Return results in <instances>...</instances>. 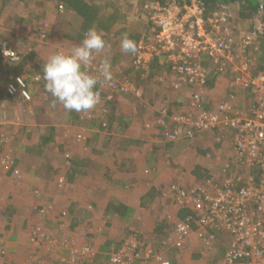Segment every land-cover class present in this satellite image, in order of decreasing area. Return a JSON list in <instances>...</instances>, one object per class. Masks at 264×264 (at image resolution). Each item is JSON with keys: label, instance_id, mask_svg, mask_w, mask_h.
<instances>
[{"label": "crops", "instance_id": "crops-1", "mask_svg": "<svg viewBox=\"0 0 264 264\" xmlns=\"http://www.w3.org/2000/svg\"><path fill=\"white\" fill-rule=\"evenodd\" d=\"M10 7L4 9L0 18V41L5 39L22 54H30L31 61L20 75L32 78L43 72V64L52 54L70 52L79 45L57 33L54 15L46 16L52 25L50 36L39 42L35 26L27 22V12L32 7L25 8L22 3ZM122 12L128 17L124 22L121 17L116 30H123L110 34V46L101 57L110 61L118 78L127 77L132 69V53L122 51L121 40L125 34L129 38L145 34L148 19L145 15L136 17L133 10ZM239 12L236 7L227 10L235 30H249L251 23L241 19ZM168 58L163 55L156 61L164 66L155 77L164 78L163 83L155 82V78L151 82L135 80L144 89L142 99L118 95L114 102L107 103V91L98 85L101 100L95 109L69 112L58 101L53 106L54 98L46 92L43 79L29 84V100L17 92L1 104L7 120L0 127V157L14 160L21 176L0 170V252L7 254L5 258L0 255V264H63L70 253L61 247L62 242L67 247L74 242L79 247L90 246L94 261L103 264L130 232H139L142 237L141 256L134 264H159L156 256L172 264H210L222 259L224 248L219 247L214 255L206 253L198 232L181 249L165 244L170 235L167 225H173L168 217L180 218L186 211L163 198L162 190L170 183L190 187L202 180L196 175V168L209 170L207 167L214 168V164L200 159L201 153L217 150L219 162L215 166L220 167L231 158L232 141L218 145L212 134L204 133L196 144L194 140L166 143L162 129L148 128L147 123L153 124L164 108L169 117L185 112L193 92L204 90L209 107L216 108L228 99L231 75L229 71L222 72L210 79L206 87L172 91L167 86L171 64ZM4 62L0 65V91H6L7 85L15 83L13 75H19L13 69L7 72L6 68L14 67ZM202 63L210 69L204 57ZM134 77L133 73L130 78ZM236 102L241 105L239 99ZM103 107L109 109L107 115L101 113ZM104 120L108 123L106 130L102 128ZM78 135H82L81 141L77 140ZM4 137L6 144L2 143ZM200 142L206 149L194 148ZM43 206L52 209L41 214ZM35 228L57 238L59 246L31 244L29 238ZM148 249L154 252L150 258Z\"/></svg>", "mask_w": 264, "mask_h": 264}, {"label": "built area", "instance_id": "built-area-1", "mask_svg": "<svg viewBox=\"0 0 264 264\" xmlns=\"http://www.w3.org/2000/svg\"><path fill=\"white\" fill-rule=\"evenodd\" d=\"M148 19L158 32L147 42L141 40L137 44V52L132 54V67L136 72L146 71L154 57H161L170 51H174L168 58L173 79L168 78L167 84L173 91L207 86L210 79L202 63V58L206 56L210 59L211 68L216 69L218 74L232 72L228 99L216 108L207 110L208 100L203 92H193L189 106L193 112H178L169 117L167 109H163L153 124L147 123L148 128L156 126L162 129V138L166 143L193 141L204 133L212 134L216 144L224 145L228 139L232 141L231 158L220 167L221 172L226 174L223 182L211 174L190 187L170 183L163 188V194L171 198L179 209L191 212L183 220L168 217L174 221V228L165 244L181 249L198 232L206 253L214 255L219 247L224 248V256L214 264H264V71L256 75L250 72L251 50L257 49L252 45L264 34V10L259 12L249 30L242 31L235 30L233 17L227 13V8L205 16L201 0H185L183 6L153 3ZM47 28L46 32H49ZM44 38L45 35L41 40ZM106 41L108 46L105 50L110 46ZM0 47L4 60L11 63L20 61L21 52L7 40H1ZM102 54L97 55L89 66L90 74L99 76ZM111 72L112 80L100 84L107 91L105 101L114 100L118 95L143 98L145 92L142 86L128 76L118 78ZM154 81L163 83L164 78L158 77ZM16 83L21 86L22 95L29 100L23 80L17 78ZM17 85L10 84L8 92L17 93ZM239 91L250 93L247 108L243 104L238 106L236 102L235 95ZM101 113L106 114L107 111L102 109ZM6 120L0 104V127ZM102 128H108L106 120ZM6 140L4 137L2 142ZM77 140L81 141L82 135H78ZM232 165L237 168L234 173H231ZM0 168L3 172L12 171L17 178L21 176L8 156L0 157ZM254 168L262 172L259 178L250 173ZM237 184L243 186L237 189ZM47 211L46 208L40 210L44 214ZM62 215L67 214L63 212ZM140 236L139 232H131L118 251L103 264H134L140 257ZM30 242L35 246L57 243L40 228L33 230ZM68 249L71 250V264L78 261L95 264L90 246L78 247L74 242ZM152 249L147 250V258L154 254ZM155 259L159 264H172L162 256Z\"/></svg>", "mask_w": 264, "mask_h": 264}, {"label": "trees", "instance_id": "trees-1", "mask_svg": "<svg viewBox=\"0 0 264 264\" xmlns=\"http://www.w3.org/2000/svg\"><path fill=\"white\" fill-rule=\"evenodd\" d=\"M136 1H137L136 4L138 5H135L133 3L134 5L133 6L130 2H128L125 5L124 3L121 2V0H16V1L0 0V16L4 12V9H6L8 6L13 5V3L16 6H18L19 3H22L25 6V8L32 7L31 10L27 12V14H29L27 18L28 19L27 22H31L35 26L34 32L35 34H37L39 42L40 41L45 42L48 39V36H50V29L52 25H51V22L47 20L46 16L54 15V17H56L57 19L56 21L57 33L61 34L62 36H65L66 38L70 37V39L69 38L68 39L69 40L72 39L73 40V41L71 40L72 42H77L81 44L88 30L93 27H95V29L103 35L105 40L107 39L109 40L110 34L112 33L114 34V32L116 31L117 32L119 31V34H120L122 32L120 30H123V29L116 30V28L119 23L124 22V19L126 16L123 15L122 10H124L125 8L126 10H133L135 12V16L138 18L144 15L146 16V18H149L151 4L153 3L160 2L163 5H169V4L176 3L179 6H183L185 4V0H136ZM201 2L203 3V6H204L205 16H210L212 13L222 10L224 8H227V10H233L236 7L240 11L239 12L240 18L245 20L246 22L251 23V25L254 19L256 18V16L259 14V12L261 10H264V0H201ZM124 6L126 7L124 8ZM136 6L138 7L137 9L139 10H136ZM121 17H124L122 22L120 20L122 19ZM146 22H147V25L145 26V29L147 28V30L145 31V34L143 35L138 34L137 36H133V37L131 36L130 38L134 40L136 44H138L141 40H145L147 42L150 38L154 37L158 32V29L152 25L149 19H147ZM47 26H48L47 30L49 32H46ZM70 33L72 35H68ZM43 35H45V38L44 40H41V37ZM1 40H5V39H1ZM252 46H256L257 49L252 48L251 50L250 55H251L252 65L250 66V72L253 75H256L257 73L264 71V34H262V36H259L257 39V43H254ZM22 52L23 54L21 53L20 61L17 63H11L2 58L1 47H0V60L2 62L5 61L4 63L10 64L11 66L14 67V68H9V67L6 68L7 72H11V69H13L12 72H14L15 74L19 72L18 73L19 75H13L15 77L14 84L17 85L16 83L17 78L22 79L26 85L25 91L26 93H28L27 89L31 82L37 84V83H40L44 78H43L42 71L41 73L39 72L36 75L33 74L34 76L32 78L27 75L26 76L20 75L21 71H23L31 61L29 57L30 54H28L27 51L26 52L22 51ZM173 52L174 51H170L162 55H165L168 58L170 54ZM204 58H205V61L210 66V69L209 70L207 69L208 78L212 79L218 75V72L215 69V71L217 72L216 73L211 68L212 64H210L211 63L210 59L207 56ZM1 61H0V65H1ZM156 61H158V57H154L150 62L149 68L146 71H142V73L136 72L134 68L132 67L130 71L131 74L128 75V77L130 78V76H132V74L134 73L136 77H134L133 81L136 84L138 83L135 80L144 81V79H147L148 81L149 79V81L151 82L157 75H159V73L162 72L164 68L163 64L162 65L157 64ZM169 66L170 67L168 71L170 70L171 72L172 65L169 64ZM203 66L205 67L204 64ZM145 74L147 75L146 77H144ZM36 78H38V80H36ZM209 82L210 81H208L207 84ZM9 85L6 86V91L4 90L0 91V104H2L4 101L10 100V98L16 94V93L10 94L8 92ZM17 89H18L17 92H19L22 95L21 93L22 88L20 85L19 86L17 85ZM235 98L236 100L239 99L240 104L245 105L246 108L248 107L249 100L251 99L249 91L247 92L239 91L235 95ZM114 100H106V102L107 103L114 102ZM103 109L107 111L106 113L107 115L109 113V109L107 107H103ZM206 109L207 110L211 109L209 107V103L208 105H206ZM3 144H6V141ZM218 145L220 144L218 143ZM14 166H15V162H14ZM220 167H222V163ZM235 167L236 166L234 165L231 166L232 168L231 173H234L237 171V168ZM221 169L222 168L219 169V172H220L219 174H221L220 179H222L221 182H223L224 179H226L225 178L226 174L222 173ZM0 170L2 169L0 168ZM196 170H197L196 175L199 177V179H202V181L203 179H207L211 176L208 170L202 171L200 167L196 168ZM201 172H204V175ZM6 173L10 176L12 175V171H8ZM250 173L252 175H258L256 176V178H259L262 175V172L259 169H255V168L252 169ZM242 186L243 184H237L235 187H237L238 189V188H241ZM185 211H186L185 215H182V217H180V219L182 220L186 219L187 217L191 215V212L189 210H185ZM215 262L217 261L214 259L210 264H214Z\"/></svg>", "mask_w": 264, "mask_h": 264}, {"label": "clouds", "instance_id": "clouds-1", "mask_svg": "<svg viewBox=\"0 0 264 264\" xmlns=\"http://www.w3.org/2000/svg\"><path fill=\"white\" fill-rule=\"evenodd\" d=\"M132 19L130 16L129 20L131 21ZM107 46V41L103 35L93 27L88 30L81 44L71 49L70 52L58 51L47 59L43 64V78L46 82V92L54 98L53 106H55V101H58L69 112H86L96 108L101 100L97 86L102 84V82L112 80V66L108 59H103L100 64L99 76L90 74L88 68L96 56L101 54ZM120 47L125 53L135 54L137 52L136 42L130 39L127 34L121 40ZM101 77L103 78L102 80ZM44 208L46 207H41L40 210ZM46 209L48 210L47 212H50L52 208ZM40 210L39 213H41ZM54 239L57 243L53 245L59 246L58 239ZM140 240L142 242V237H140ZM64 244L62 242L61 247ZM69 253L70 258L65 264H71V250H69ZM92 261L95 263L94 257H92Z\"/></svg>", "mask_w": 264, "mask_h": 264}, {"label": "rangeland", "instance_id": "rangeland-1", "mask_svg": "<svg viewBox=\"0 0 264 264\" xmlns=\"http://www.w3.org/2000/svg\"><path fill=\"white\" fill-rule=\"evenodd\" d=\"M121 2H125L124 4L126 5L128 2H130L132 5H133V2H131V0H121ZM137 2V1H136ZM135 5H138V4H136V3H134ZM123 6V5H122ZM134 6V5H133ZM126 6H124V8H125ZM8 9H10L11 7L9 6V7H7ZM131 8H133V7H131ZM138 7H136V10H139V9H137ZM125 10V12H129V10H127L126 11V8L124 9ZM3 17V14L0 16V18H2ZM230 75H231V79H230V84H231V81H232V72L230 71V72H228ZM168 78H170V79H173V76H172V74H170L169 76H168ZM230 84H229V87H230ZM167 86L170 88V86H169V84H167ZM171 89V88H170ZM173 91V90H172ZM203 92H205L204 90H203ZM230 92V91H229ZM228 93V92H227ZM230 93H228V95H229ZM165 109V108H164ZM159 111H160V109H159ZM186 112H193L191 109H190V107H189V105H188V107H187V110H186ZM152 128V127H151ZM180 142V141H179ZM197 142H199V140H194V143L196 144ZM174 143H178V141L177 142H174ZM188 147H190V146H188ZM202 148V149H206L205 147H204V144H202V142H200L198 145H196L194 148L196 149V148ZM191 148V147H190ZM193 148V147H192ZM212 149V148H211ZM213 151H214V148L212 149V150H210V151H204L203 153H201V158L200 159H202V160H204V161H207L209 164L211 163V164H214V168L213 167H211V166H213V165H209L207 168L209 169L208 171H209V173L210 174H213L214 176H215V178L217 179V180H222V179H220L221 177V174H219V172H218V170L220 169V167L218 166H215V164H216V162L218 163L219 161V158H218V155H217V150L216 151H214V152H216L215 154L213 153ZM205 152H207L206 154H204ZM223 157H224V159H226L227 158V155H224V153H223ZM226 160H228V159H226ZM211 167V168H210ZM217 167V168H216ZM216 168V169H215ZM214 169V170H213ZM212 170V171H211ZM203 175H204V172H201ZM202 180H199L197 183H200ZM197 183H195V184H197ZM195 184H191V186H193V185H195ZM162 197L163 198H165V199H169L170 201L172 200L171 198H167L164 194H163V190H162ZM168 197H170V196H168ZM44 207V206H43ZM170 224H173V225H167L168 226V231L169 232H172V230H173V228H174V221H171V222H169ZM78 245V244H77ZM63 249H65V250H68L69 251V249H68V247H67V245L66 244H64L63 245V247H62ZM0 255L3 257V258H5V256L7 255L6 254V252L5 253H3L2 251L0 252ZM69 258H70V256H69ZM68 258V259H69ZM66 263V262H65ZM64 263V264H65ZM84 262L82 261V262H76V263H73V264H83ZM96 263V262H95ZM97 264V263H96Z\"/></svg>", "mask_w": 264, "mask_h": 264}]
</instances>
